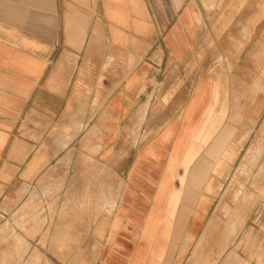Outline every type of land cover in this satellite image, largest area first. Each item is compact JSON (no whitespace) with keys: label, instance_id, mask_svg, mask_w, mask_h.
Here are the masks:
<instances>
[{"label":"crops","instance_id":"0c3cea01","mask_svg":"<svg viewBox=\"0 0 264 264\" xmlns=\"http://www.w3.org/2000/svg\"><path fill=\"white\" fill-rule=\"evenodd\" d=\"M206 2L96 0L95 14L89 19L83 41L76 47H65L69 49L64 53L73 55L74 61H66L67 57L58 60L64 48V25L70 20L78 23L79 18L76 15L73 19V13L65 14L64 0H0V217L25 211L36 187L39 188V197H43L42 188L58 182L48 172L49 164L54 161L60 172L64 165H74L82 144L88 150L97 149L93 164L98 161L112 167L123 186L125 182L124 199L139 196L136 186L147 181L145 176L141 181L134 177L132 170L136 165L144 167V171L140 170L143 173L149 166L147 163L162 165L170 155L181 159L191 133L184 138L185 125L192 123L194 126L205 108L213 104L211 93L206 89L198 108L192 113L193 118L183 119L181 127H172V136L167 141H160L159 134L147 147H141L142 141L133 145L126 140L123 121L139 116L137 112L143 107L142 103H149L150 96H155L165 84V72L179 48L176 44L179 45L188 35L186 23L198 19L196 16L205 8ZM258 42L263 45L261 50ZM130 46L133 49L129 54ZM262 51L264 24L256 31L255 40L248 41L243 50L247 56L240 64L241 83L236 95L237 98L238 95L244 96L240 99L245 102L244 111L235 106L233 93L228 100L224 99L227 90L221 88L225 87L223 83L213 88L214 99L219 104L215 102V108L206 114L209 115V124L198 125L196 132L198 138L214 134L209 144L225 145L221 153L228 151L225 157L227 168L212 179L211 191L201 190L200 217L194 209L192 222L189 226L186 224L188 234L193 237L201 232L203 220L207 224V220L214 216L217 223L224 217V212L219 211L222 206L217 198L226 196L229 190L232 200L229 213L232 216L237 213V217L241 215L237 229L240 234L247 233L240 247L258 233L252 253L245 254L242 248L236 252L239 263L249 264H264ZM80 87L88 89L86 106L77 100ZM202 101L204 104L200 105ZM223 103L226 109H222ZM223 116L230 120L223 121ZM52 124L56 128H69L70 133H78L56 157L47 159L41 143L46 142L48 125ZM134 149L139 153L132 160ZM221 153L216 154L213 165ZM203 156L204 152H201L199 159ZM133 182L134 188L127 190ZM64 193L62 190L61 198L66 197ZM213 193L216 199L208 207ZM45 196L48 201L58 197L52 193ZM239 203L244 205L243 212H235V205ZM176 213L173 207L163 236L168 237ZM62 259L61 251H56L51 258L55 263L62 262Z\"/></svg>","mask_w":264,"mask_h":264},{"label":"rangeland","instance_id":"374dc122","mask_svg":"<svg viewBox=\"0 0 264 264\" xmlns=\"http://www.w3.org/2000/svg\"><path fill=\"white\" fill-rule=\"evenodd\" d=\"M64 3L65 14H75L73 19L78 15L79 21L78 23L71 20L65 22L62 42L64 48L58 60L67 57L66 61H74L73 55L64 53L69 49L65 47H76L83 41L89 19H92L91 15L95 14L96 0H64ZM199 12L195 22L185 25L189 28L188 35L179 45L176 44L179 48L165 72V84L155 96H150L152 100L149 103H142L143 107L137 112L139 116L134 115L123 121L127 142L135 145V142L142 141L141 147H147L159 134L161 136L167 132L172 133V127H181L183 119L188 121L193 118L194 111L191 113L190 110L192 105L188 109L187 106L194 103L199 105L204 89L211 93L213 104L208 105L203 113L213 110L216 102L213 88L221 83L225 86L221 88L227 90L224 92V99L228 100L230 93H233L235 106L244 111L245 102L240 100L244 96L238 95V99L236 95L241 83L240 64L247 56L243 52L244 47L248 41L252 43L255 40L256 31L264 24V0H207L205 8ZM77 24L78 28H76ZM258 45L261 50L262 43L258 42ZM132 49L131 46L128 47L129 54ZM121 57L124 61L122 53ZM262 58L264 59V54ZM80 89L77 100L86 106L88 89L86 87H80ZM200 103V105L204 104L203 101ZM216 103L219 104V102ZM184 108L185 111L182 112ZM222 109H226L224 103ZM224 113L226 115V110ZM158 115L159 118L156 117ZM224 120L230 119L223 116ZM209 122V115H203L199 126H206ZM192 126V123L185 125L184 138H187V133L191 131ZM197 129L198 127H194L189 134V141L185 146L186 171L182 184H175V189L181 190L180 194L183 197L181 195L174 206L177 213L168 237H158L156 226L161 221L160 215L172 177L168 163L179 162V160L170 155L162 165L147 163L149 166L145 167L146 172H140V170L144 171V167H138L137 170L134 168V177L141 181L145 176L147 181L143 180V185L140 182L136 186L139 196L124 199L122 192L125 182L123 186V181L119 179L112 167L104 166L98 161L93 164L97 149L88 150L85 144H82L74 165L66 164L60 172L59 167L54 165V161L49 164L47 170L58 182L43 187V197H39L37 193L39 188L36 187L32 191V198L25 211L5 218L0 217L2 222L0 264H31L35 257H37L36 264H102L104 258L111 262V258H118L124 251L130 253L134 251L130 264H223L221 261L225 264L226 261L223 258L226 256L225 260L228 264L231 259L233 264H246L237 261L236 252L242 248L243 253H252L258 233L250 236L245 246L240 247L247 233L238 232V217L241 215L237 217V213L233 216L229 213L232 201L229 190L225 193L226 196L217 198L222 206L219 211L224 212V217L217 223L214 222V216L207 220V224L206 220H203L201 232L193 237L187 232V226L194 218L192 212L198 206L203 188L200 181L202 179H198L196 183L192 182L191 169L196 162L203 163V170L207 167V162L211 163L212 168L215 161L206 155L208 153L206 151L216 144H209L214 134L210 137H208L209 134L201 135L198 138ZM77 133L78 131L70 133L69 128L48 125L46 142L41 143L42 151L47 159L56 157ZM134 150L132 160L139 153L138 150ZM221 151L219 149L218 152L221 153ZM201 152H204V156L199 159ZM182 172L183 169H178V174ZM214 177L208 176L211 181ZM158 178L159 182H157ZM134 186L133 182L128 185L127 190H132ZM140 189H143L142 194ZM62 190L65 191V198H61ZM48 193L58 197L48 201L45 196ZM189 195H191L190 198ZM212 195L208 207L216 199L214 193ZM151 196L153 199L149 201ZM240 203L235 205V212L244 208V205ZM144 213L146 217L141 222ZM231 221L232 223L235 221V224H231ZM139 225L142 227L140 228ZM227 230L228 233L225 232ZM111 232H113L112 236ZM227 236L229 238L226 241ZM150 248L156 251L152 257L147 254ZM37 249H41L42 252ZM55 250L62 253L63 259L60 263L51 260ZM261 250L259 247V251Z\"/></svg>","mask_w":264,"mask_h":264},{"label":"bare ground","instance_id":"6f19581e","mask_svg":"<svg viewBox=\"0 0 264 264\" xmlns=\"http://www.w3.org/2000/svg\"><path fill=\"white\" fill-rule=\"evenodd\" d=\"M255 14H257V13H255ZM192 105V106H191ZM189 106H191L190 107V110H191V113L194 111V110H196L197 108H198V105H197V103H194V104H190V105H188L187 106V109L189 108ZM207 112V111H206ZM206 112H204V113H202L201 114V116H199L198 117V119H197V121L195 122V124H194V126H193V128H192V130H191V132L194 130V127H197L198 125H200V120H201V118L203 117V115L205 116L206 114H208V113H210V111H208L207 113ZM185 113V112H184ZM188 114V113H187ZM186 115V114H185ZM172 135V133L171 132H167V133H165L164 135H161L160 136V138H159V140L160 141H167L169 138H170V136ZM222 143V142H221ZM224 147V144L222 143V144H217V142H216V144L214 145V146H212V148L211 149H209L208 151H206V152H208L206 155H208V156H210L212 159H215L216 158V154L218 153V151H219V149H222ZM149 153H150V150H149ZM227 153H228V151H226L224 154H222L221 153V155L219 156V158H217V161L215 162V164L213 165V167L211 168L210 166H211V163L210 162H207V164H206V168H205V170H203V168H202V164L203 163H198V162H196V164L194 165V167H192V169H191V180H192V182L194 181V183H196V181H199L200 179H202V180H200L201 181V183L203 184V188H202V190H205V191H207V192H209V191H211V189H212V186H211V178H208V176H212V177H214V176H220L222 173H223V171L227 168L226 167V165H225V157L227 156ZM141 156V155H140ZM141 158V157H140ZM159 158V157H158ZM157 159V158H156ZM189 161H190V159H189ZM169 165H170V170H171V172H172V177H171V180H170V185H169V192L167 193V195H166V200H165V202H164V205H163V210H162V212H161V215H160V218H161V221H159L158 222V224H157V226H156V230H157V236L159 237V236H163V233L165 232V229L167 228V226H168V223H170V217L171 216H169V214H170V211L173 209V207L175 206V204L177 203V201L181 198V197H183V195L182 194H180V191L181 190H176L175 189V184L176 183H178V185H181L182 184V180H183V175H184V173H185V171H186V164H187V159L185 158V149H184V151H183V154H182V156H181V159L179 160V162H170V163H168ZM165 166V165H164ZM138 167H141L139 164L138 165H136V167H135V170H137V168ZM211 169H210V168ZM183 169V172L181 173V174H178V169ZM134 169V168H133ZM161 170H162V168H160ZM164 172V171H163ZM132 173H133V170H132ZM165 173V172H164ZM161 175V174H160ZM162 177V176H161ZM199 179V180H198ZM213 179V178H212ZM131 180V179H130ZM161 180V179H160ZM159 182V181H158ZM200 183V182H199ZM200 183V184H201ZM157 187V186H156ZM165 188V187H164ZM179 189H180V187H179ZM155 192V191H154ZM157 194V193H156ZM160 194V193H159ZM184 194V193H183ZM182 195V196H181ZM152 196H153V194H152ZM152 196L151 197H149V201H150V199L152 198ZM181 196V197H180ZM189 198L191 197V195H189L188 196ZM256 197H257V195H256ZM188 198V199H189ZM199 198H200V196H199ZM244 198H246V196H244ZM153 199V198H152ZM202 198H200L199 200H198V203H197V205L198 206H196V210H195V214H198L199 212H200V206H201V204H202V200H201ZM204 200V199H203ZM143 203H145L144 201H142ZM158 203V202H157ZM247 204V203H246ZM152 206V205H151ZM153 209V208H152ZM242 209V208H241ZM244 209V208H243ZM243 209H242V212H243ZM151 210V209H150ZM148 211H146V213H147ZM146 213H144L143 214V218H142V220H141V222L142 221H144V219H145V217H146ZM199 215V214H198ZM159 216V215H158ZM156 219V221H157V218H155ZM218 219V218H217ZM231 224H235V223H232V221H231ZM231 224H229V225H231ZM156 225V224H155ZM139 227L141 228L142 227V225H139ZM223 228V227H222ZM152 229V228H151ZM234 231H236V229H234V228H232ZM140 230V229H139ZM154 230V229H153ZM232 230V231H233ZM101 233H102V231H100ZM225 232H227L228 233V230L227 231H225ZM231 234H234V233H231ZM113 235V232H111V236ZM143 235V234H142ZM227 234L225 233V236H226ZM230 235V234H229ZM155 236V235H154ZM232 236V235H231ZM165 237H166V234H165ZM221 238V237H220ZM229 237L227 236V238H225V240L227 241V239H228ZM249 239V238H248ZM222 240V239H221ZM263 240V239H262ZM223 241V240H222ZM247 241V240H246ZM200 242V241H199ZM224 242V241H223ZM143 243V242H142ZM146 243V242H145ZM151 243V242H150ZM150 243H148V245L150 244ZM237 243H239V242H237ZM237 243L235 244V245H237ZM222 244H224V243H222ZM246 244V243H245ZM138 245V244H137ZM151 245V244H150ZM118 246V245H117ZM144 246V245H143ZM239 245H237L236 247H238ZM247 246V245H246ZM251 246V245H250ZM236 247H235V249H236ZM244 247V246H243ZM201 249V248H200ZM220 249H221V245H220ZM221 251V250H220ZM230 251V250H229ZM126 251H124V252H122L121 254H120V256H118V258H111L112 259V261L110 262V261H108L106 258H104L103 260H102V264H130L131 263V260H132V256H133V254H134V251L132 252V253H130V252H126ZM156 251L154 250V248H150V250L148 251V255H149V257H152V255H154V253H155ZM216 252V251H215ZM217 253V252H216ZM227 253H229V252H227ZM106 254V253H105ZM219 254V253H218ZM229 256V255H228ZM227 257V256H226ZM225 257V258H226ZM234 258V257H233ZM264 258V257H263ZM230 259V256H229V258H228V260ZM36 260H37V257H35V259H34V261H32L31 262V264H36ZM222 260V259H221ZM232 260V261H231ZM229 262L230 263H232L233 262V259H231ZM224 261H226L225 262V264L227 263L228 264V262H227V260H225L224 259ZM221 263H223L224 264V262H222L221 261ZM229 263V264H230ZM233 264V263H232ZM246 264H247V262H246ZM249 264V263H248Z\"/></svg>","mask_w":264,"mask_h":264}]
</instances>
